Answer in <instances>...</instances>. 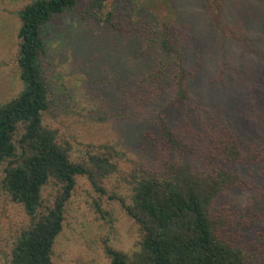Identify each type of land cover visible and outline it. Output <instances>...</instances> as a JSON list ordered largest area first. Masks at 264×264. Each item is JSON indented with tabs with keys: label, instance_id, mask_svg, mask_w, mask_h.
Wrapping results in <instances>:
<instances>
[{
	"label": "rangeland",
	"instance_id": "obj_1",
	"mask_svg": "<svg viewBox=\"0 0 264 264\" xmlns=\"http://www.w3.org/2000/svg\"><path fill=\"white\" fill-rule=\"evenodd\" d=\"M30 1L0 0V105L23 88L18 13ZM104 11L153 29L169 19L178 35H187L193 72L185 96L178 93L176 69L168 67L157 87L147 85L148 98L133 103L121 90L124 79L157 72L166 61L157 33L151 50L141 54L147 35L127 44L123 33L90 17L84 1L46 26L42 60L55 102L45 123L74 148L111 144L121 152L120 171L108 179L105 194L78 176L53 264H111L108 247L138 249L141 230L122 207L130 202L134 170L182 156L204 168L205 155L217 140H229L230 132L253 159L227 165L245 182L220 194L213 210L228 219L226 238L243 248L250 263L264 264V0H106ZM161 121L184 147L167 141ZM5 166L0 165V264H11L30 217L3 189ZM56 189L53 182L46 185L45 204Z\"/></svg>",
	"mask_w": 264,
	"mask_h": 264
},
{
	"label": "trees",
	"instance_id": "obj_2",
	"mask_svg": "<svg viewBox=\"0 0 264 264\" xmlns=\"http://www.w3.org/2000/svg\"><path fill=\"white\" fill-rule=\"evenodd\" d=\"M86 2V12L115 34L123 33L128 43L141 34L149 40L139 53L147 54L155 38L166 61L145 76H128L121 90L127 101L146 100V87H157L168 67L176 69L179 95L185 96L193 71L187 35H178L169 19L158 29L128 19L122 22L115 11L105 12L106 0H32L19 10L17 66L21 91L0 105V165L5 163L3 189L20 203L30 217L12 249L11 264H53L54 248L64 229L68 204L78 176L105 194L110 177L120 171L121 152L111 144H85L74 148L59 131L45 123L44 114L55 102L54 89L45 75L44 31L47 25ZM162 60V59H161ZM167 141L177 149L185 146L161 121ZM217 140L205 155L204 168L186 157L153 167H138L132 174L130 202L124 211L139 225L142 238L131 253L107 248L111 264H253L241 246L225 236L228 219L214 213L217 197L230 187L244 184L240 173L227 167L248 158L235 134ZM234 139V140H232ZM73 152L77 153L72 157ZM252 160L253 158H248ZM53 182L57 189L52 202L44 203L43 191ZM233 235V233H230Z\"/></svg>",
	"mask_w": 264,
	"mask_h": 264
}]
</instances>
